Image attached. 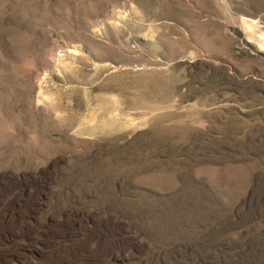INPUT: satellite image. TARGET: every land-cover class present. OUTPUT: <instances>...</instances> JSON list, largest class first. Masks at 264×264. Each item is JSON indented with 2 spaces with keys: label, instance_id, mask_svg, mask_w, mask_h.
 I'll list each match as a JSON object with an SVG mask.
<instances>
[{
  "label": "rangeland",
  "instance_id": "obj_1",
  "mask_svg": "<svg viewBox=\"0 0 264 264\" xmlns=\"http://www.w3.org/2000/svg\"><path fill=\"white\" fill-rule=\"evenodd\" d=\"M262 214L264 0H0V264H203Z\"/></svg>",
  "mask_w": 264,
  "mask_h": 264
},
{
  "label": "trees",
  "instance_id": "obj_2",
  "mask_svg": "<svg viewBox=\"0 0 264 264\" xmlns=\"http://www.w3.org/2000/svg\"><path fill=\"white\" fill-rule=\"evenodd\" d=\"M252 217H254L253 212L247 215V218L249 219H252ZM261 217L262 219H264L263 214ZM226 221L227 222L224 223L225 227L232 226L230 220ZM222 225L220 226V228L225 229V227ZM215 233V235L210 234L208 239L203 240L200 244L199 257L203 264H264V246L261 245L264 244V239L253 236L251 240L246 241L247 243H244V245H242L245 252L241 251V253L239 254L230 255L217 245L221 242V232ZM254 244L258 247L254 248ZM258 248H260L259 252Z\"/></svg>",
  "mask_w": 264,
  "mask_h": 264
}]
</instances>
